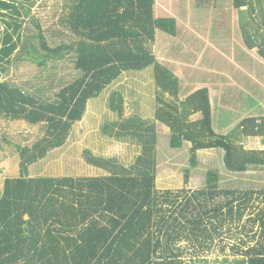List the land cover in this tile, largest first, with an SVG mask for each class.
Instances as JSON below:
<instances>
[{
	"label": "trees",
	"instance_id": "1",
	"mask_svg": "<svg viewBox=\"0 0 264 264\" xmlns=\"http://www.w3.org/2000/svg\"><path fill=\"white\" fill-rule=\"evenodd\" d=\"M37 1L0 0V132L7 120L43 130L17 149L19 174L3 181L0 264H264V187L224 188L219 170L208 169L199 188H157L154 125L137 115L123 118L121 95L117 105L113 95L110 100L119 121L103 129L140 145L130 168L92 157L87 162L106 174L30 175L31 165L66 144L91 99L126 71L149 66L153 118L169 129L171 148L189 143L192 167L198 150L219 148L226 170L264 172V147L247 149L215 131L208 88L181 97L179 77L156 59V32L175 35L176 20L155 16V0H62L57 24L70 40L51 47L36 24L48 53L30 57L43 65L72 52L78 76L53 98L7 79L15 53L26 46L24 28ZM232 6L242 9L244 46L264 60V0H232ZM238 127L244 136L264 139L263 116H246Z\"/></svg>",
	"mask_w": 264,
	"mask_h": 264
},
{
	"label": "rangeland",
	"instance_id": "2",
	"mask_svg": "<svg viewBox=\"0 0 264 264\" xmlns=\"http://www.w3.org/2000/svg\"><path fill=\"white\" fill-rule=\"evenodd\" d=\"M156 1L155 16L174 17L176 34L158 30L154 54L160 63L179 77L182 95L194 88L207 87L215 131L247 149L264 147L262 137L244 136L238 127L240 120L246 116L264 117V60L255 50L251 51L243 45L240 32L242 9H235L231 0ZM61 4L62 0L37 1L24 28L26 46L19 47L23 49L22 53L20 50L15 53L5 74L7 79L23 83L27 89L43 87L40 92L48 98H53L62 85L79 74L74 69L75 57L72 52L60 59L47 60L43 65L30 57L31 54L34 58L43 59L48 53L39 43L36 24L51 47L70 40L68 33L59 32L57 17ZM153 73L152 66L141 71H126L99 98L91 99L93 102L86 115L73 126L66 144L31 165L30 175L106 174L104 169L87 162L86 158L92 157H104L111 164L130 168L141 153L140 145L134 141L116 139L109 130L103 129L105 124L119 121L117 112L110 107V100L113 95L114 104L117 105L118 93H122L129 101L123 107V118L136 115L139 109L140 118H144L147 125H154L157 188H199L205 184L208 169L219 170L220 186L224 188L264 187V172L233 173L226 170L222 162V149L198 150L197 165L192 167L189 143L185 142L180 148L169 146L168 128L153 118L156 93ZM118 128L113 127V131ZM3 129V139H0V193L5 177L19 174L16 145L32 144L43 131L39 125L31 126L22 121L10 120L5 122ZM187 169L189 182L184 184ZM216 257L214 251L209 259L212 262Z\"/></svg>",
	"mask_w": 264,
	"mask_h": 264
},
{
	"label": "crops",
	"instance_id": "3",
	"mask_svg": "<svg viewBox=\"0 0 264 264\" xmlns=\"http://www.w3.org/2000/svg\"><path fill=\"white\" fill-rule=\"evenodd\" d=\"M231 4H232V0H231ZM156 5H157V1L155 0V6H154V13H155V11H156ZM161 6V5H160ZM161 11H162V9H160ZM157 32H156V40H157ZM156 45V41H155V43H154V46ZM244 45V44H243ZM250 50V49H249ZM154 51V50H153ZM252 51V50H251ZM246 54V53H245ZM259 56V55H258ZM260 57V56H259ZM261 58V57H260ZM262 66L264 67V63H262ZM18 85H20V86H22L23 88H25V86H24V84L23 83H19V82H16ZM42 88L43 87H41L40 86V88L38 87V88H35L34 90H31V89H27V88H25V89H27V90H30V91H32V92H34V91H38V93L40 94V95H42V96H44V97H47L48 98V96H46L45 94H43L42 92H40V90H42ZM196 88H194L193 90H195ZM210 94V93H209ZM119 95H121V97L123 98V107L124 106H126L127 104H128V102H127V97L125 96V95H123L122 93H118V98H119ZM134 96V95H133ZM184 95H182V93H181V97H183ZM136 98H137V96H136ZM93 101L92 100H90L89 102H88V105H87V109H86V111L88 110V108H89V106H90V104L92 103ZM211 106H212V103H211ZM136 108H137V106H136ZM124 109V108H123ZM139 112L136 114L135 112H133L134 114H136L137 116H139V117H141V113H140V110L139 109H137ZM117 112V111H116ZM143 113V112H142ZM213 113V112H212ZM144 114V113H143ZM85 115H86V113H85ZM118 115V114H117ZM142 118V117H141ZM144 119V118H143ZM11 121V120H10ZM31 126H33V125H31ZM164 128V130L166 129L165 127H163ZM42 129V128H41ZM3 130L4 129H2V131L0 132V139H3V136H2V132H3ZM167 130V129H166ZM169 130V129H168ZM42 134H43V131H42ZM41 134V135H42ZM252 137V136H251ZM21 145H16V151H17V149L20 147ZM24 146V145H23ZM261 148H263V147H261ZM0 149H1V147H0ZM16 166L17 167H19V161L16 163ZM252 172H254V171H252Z\"/></svg>",
	"mask_w": 264,
	"mask_h": 264
}]
</instances>
